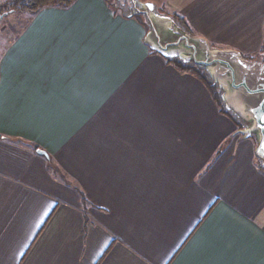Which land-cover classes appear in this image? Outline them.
Wrapping results in <instances>:
<instances>
[{"label":"crops","instance_id":"1","mask_svg":"<svg viewBox=\"0 0 264 264\" xmlns=\"http://www.w3.org/2000/svg\"><path fill=\"white\" fill-rule=\"evenodd\" d=\"M112 1L44 6L3 47L0 264H264L254 140ZM160 2L264 55V0Z\"/></svg>","mask_w":264,"mask_h":264},{"label":"water","instance_id":"2","mask_svg":"<svg viewBox=\"0 0 264 264\" xmlns=\"http://www.w3.org/2000/svg\"><path fill=\"white\" fill-rule=\"evenodd\" d=\"M127 3L131 11L124 15L142 18L146 26L143 42L151 51L195 66L215 86L223 109L240 123L237 133L254 139V156L264 170V61L247 58L235 48L213 45L151 1ZM148 4L154 6L148 8ZM36 152L49 161L45 150L37 148Z\"/></svg>","mask_w":264,"mask_h":264},{"label":"trees","instance_id":"3","mask_svg":"<svg viewBox=\"0 0 264 264\" xmlns=\"http://www.w3.org/2000/svg\"><path fill=\"white\" fill-rule=\"evenodd\" d=\"M74 0H7L3 3H0V15H4L5 13H9L10 11H23V10H27L31 13L33 12H36L38 11L40 8L44 7V6H68L69 4H71ZM5 7H7L8 9L5 10ZM9 7H11L9 9ZM165 9V8H164ZM161 11V9H159ZM163 12V11H161ZM168 12V11H167ZM163 12V13H166V14H169L171 15L172 17H174L177 21H179V23L181 25H183L185 28H187L188 30H190V27H189V24L188 22L185 20V18L179 14L177 11L173 10V11H170V12ZM143 25L144 22L142 21V18L140 16H136ZM263 47H261L260 51L262 52L263 51ZM253 56H245L247 58H258L260 60H263L264 61V55L263 54H260V52H255V53H252ZM167 61L169 62H172L176 68H178L180 71H185V72H190V73H193L194 75H196L197 77H199L200 79H202L206 85L209 87V90L211 91V94L213 95V98L215 99V101L217 102L218 104V107H219V111H222V112H225L219 99H218V95H217V91L215 89V87L212 85V83L205 77V75L199 70L197 69L195 66H188V65H183L182 63L178 62V61H171V60H168L166 59ZM226 113V112H225ZM227 114V113H226ZM237 125V128H239V123L237 122L236 123ZM226 142H228L227 140H225L223 142V144H225ZM223 146L220 147L219 150L222 149ZM257 164H258V161H257ZM259 166V164H258ZM259 169L264 172L263 169L260 168L259 166Z\"/></svg>","mask_w":264,"mask_h":264},{"label":"rangeland","instance_id":"4","mask_svg":"<svg viewBox=\"0 0 264 264\" xmlns=\"http://www.w3.org/2000/svg\"><path fill=\"white\" fill-rule=\"evenodd\" d=\"M5 1H7V0H0V3H3V2H5ZM115 1H118L116 4H117V8L119 9V10H121V12L123 13H128V12H130L131 10H130V8H129V6H128V3H127V0H113L112 1V3H115ZM140 1H142V2H145V1H143V0H140ZM147 1V0H146ZM158 3H159V5L158 4H156V7L158 8V9H161V11H163V12H167L166 10H168V7H165L164 6V2H160V1H162V0H156ZM163 5V6H162ZM11 7H9V9H10ZM165 8V9H164ZM6 9H8L7 7H5V10ZM28 13H31V12H29V11H27V10H23V11H10L9 13L7 12V13H5L4 15H2V17L0 18V55H1V52H2V50H3V47L5 46V43H6V41L8 40V37H9V35H10V33H11V31H16V30H19L22 26H23V24H24V20L25 19H27V14ZM169 15V14H168ZM135 16V15H134ZM171 16V15H170ZM25 18V19H24ZM174 18V17H173ZM192 30V29H191ZM194 32V31H193ZM230 34L229 33H224V34H222V37H226L227 36V38H230L231 36H229ZM213 38V37H212ZM217 46H220V47H227V46H224V45H222V44H218ZM229 47V46H228ZM233 48H236V47H233ZM237 49H239V48H237ZM240 51H241V53L243 54V55H245V56H253V54L252 53H248V52H245V51H243V50H241V49H239ZM259 52V51H258ZM246 53H248V54H246ZM261 54V53H260ZM178 61V60H176V59H173V60H171V61ZM178 62H180V61H178ZM181 63V62H180ZM183 65H187V64H183ZM188 66H192V65H188ZM198 69V68H197ZM200 70V69H199ZM214 86V85H213ZM208 87V86H207ZM209 88V87H208ZM218 99H219V97H218ZM220 101V100H219ZM231 140V138L230 137H227V141H230ZM254 140V139H253ZM49 162V164L50 165H52V163L50 162V160L48 161ZM58 178H60L59 176H58Z\"/></svg>","mask_w":264,"mask_h":264},{"label":"snow or ice","instance_id":"5","mask_svg":"<svg viewBox=\"0 0 264 264\" xmlns=\"http://www.w3.org/2000/svg\"><path fill=\"white\" fill-rule=\"evenodd\" d=\"M153 6H154V5H152V4H148V5H147L148 8H152Z\"/></svg>","mask_w":264,"mask_h":264}]
</instances>
